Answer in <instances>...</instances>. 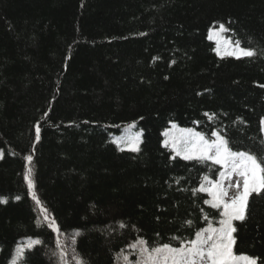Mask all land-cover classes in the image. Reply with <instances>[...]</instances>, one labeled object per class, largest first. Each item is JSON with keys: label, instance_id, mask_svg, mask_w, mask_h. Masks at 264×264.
<instances>
[{"label": "trees", "instance_id": "1", "mask_svg": "<svg viewBox=\"0 0 264 264\" xmlns=\"http://www.w3.org/2000/svg\"><path fill=\"white\" fill-rule=\"evenodd\" d=\"M220 23L257 55L218 56L208 36ZM260 85L264 0H0V264L36 240L22 264L134 263L139 240L178 247L218 227L220 210L193 190L223 169L173 159L165 132L216 131L264 156ZM137 133L139 152L114 143ZM233 223L234 252L264 264V193Z\"/></svg>", "mask_w": 264, "mask_h": 264}, {"label": "snow or ice", "instance_id": "2", "mask_svg": "<svg viewBox=\"0 0 264 264\" xmlns=\"http://www.w3.org/2000/svg\"><path fill=\"white\" fill-rule=\"evenodd\" d=\"M231 29L226 27L224 23H220L218 29L209 30V40L216 43V53L221 58L235 57L254 58L257 53L251 48L241 47L240 41H233L231 37H225L224 33L230 32ZM144 35V33H141ZM174 63V61H173ZM264 87V85H260ZM209 119L215 114L205 113ZM260 131L264 132V118L260 120ZM41 128L37 124L35 126V139L40 140ZM165 136L169 137L164 141L165 147H171L175 153V157H181L185 161L196 160L204 163L211 161L214 165H220L223 170L219 171V179L211 180L205 176L200 187L194 189L196 192L207 193L210 199L204 200V203L210 205L211 208L220 210V219L218 227H214L211 222L207 227L201 228L195 232L193 239L181 241L178 247H173L168 243L162 246L148 247L144 240H139V256L141 259L138 264H259L257 258L248 254H236L234 245L236 238L234 233L237 228L234 221H245L247 219V210L249 199L253 194L257 196L264 193V156H258L250 151H234L229 146V140L220 132H212L215 139H208L204 134L195 132L192 129L181 130L179 135H171L165 132ZM120 147L121 151L125 148L131 152L140 151V134L130 136L124 140L114 141ZM29 163L32 156L25 158ZM32 169L29 168L25 175L30 191L34 189V182L31 178ZM233 177H236L233 180ZM228 181L225 185V181ZM234 189L235 194L229 195V190ZM33 200L40 205V200L32 191ZM19 199V197H17ZM44 213V219L47 221V209L41 208ZM204 219L207 221L208 217ZM191 226V221H187ZM124 225H121L123 227ZM49 227L54 232H59V227L55 225V221L49 222ZM41 241L36 240L26 246L18 247L16 250V258L13 264H22L26 249H31L35 244ZM59 252V259L64 262L66 252L60 241L56 242ZM136 248L137 245H132ZM53 255H57L53 252ZM125 264H128V257H122ZM76 264H84L82 259H76Z\"/></svg>", "mask_w": 264, "mask_h": 264}, {"label": "rangeland", "instance_id": "3", "mask_svg": "<svg viewBox=\"0 0 264 264\" xmlns=\"http://www.w3.org/2000/svg\"><path fill=\"white\" fill-rule=\"evenodd\" d=\"M235 179H236V177H233V180H235ZM227 183H228V181L225 183V185H227ZM234 194H235L234 189H230L229 195L231 196ZM48 221L51 222L49 219H48ZM136 255L138 256V258L135 259L134 263L128 260V264H138V261L141 259V257L139 256V253H137ZM119 264H125V262L122 260Z\"/></svg>", "mask_w": 264, "mask_h": 264}]
</instances>
